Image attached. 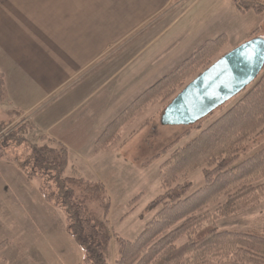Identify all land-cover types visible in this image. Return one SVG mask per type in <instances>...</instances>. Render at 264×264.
I'll use <instances>...</instances> for the list:
<instances>
[{
	"label": "crops",
	"instance_id": "obj_1",
	"mask_svg": "<svg viewBox=\"0 0 264 264\" xmlns=\"http://www.w3.org/2000/svg\"><path fill=\"white\" fill-rule=\"evenodd\" d=\"M239 1L0 0V73L7 89L0 106L37 142L66 147L70 171L117 184L128 178V164L122 170L116 153L98 151V138L206 41L246 31ZM0 203L11 205L18 219L31 216L32 246L61 243V264H83L59 209L6 159L0 160ZM12 248L11 242L4 252L9 264L24 261L9 255Z\"/></svg>",
	"mask_w": 264,
	"mask_h": 264
},
{
	"label": "trees",
	"instance_id": "obj_2",
	"mask_svg": "<svg viewBox=\"0 0 264 264\" xmlns=\"http://www.w3.org/2000/svg\"><path fill=\"white\" fill-rule=\"evenodd\" d=\"M237 9L242 14L254 11L264 19V0H240ZM263 35L264 24L251 32L249 40L264 38ZM227 43L226 34L206 41L175 70L140 94L100 135L97 150L116 145L123 126L149 104L158 101L165 109L190 81L219 60ZM6 98L4 76L0 73V104ZM231 101L232 106L205 127L198 124L211 115L196 124V134L162 163L159 179L164 193L151 205L159 210L135 240L119 238L115 264H217L228 260L264 264L263 233L230 232L217 226L219 219L264 200V70ZM8 126L0 124V132ZM9 139L10 134L0 137V160L9 157ZM14 141L19 147L26 138ZM26 152L21 154L25 158L21 169L29 178L42 180L39 191L44 200L64 213L67 230L82 249L83 264H110L114 233L107 218L111 202L105 184L70 171L69 151L64 146L35 145L31 155ZM199 169L203 170L204 184L193 191L188 178ZM223 197L227 199L221 203ZM92 203L106 207L105 219L91 210ZM213 204L217 208L210 212ZM185 237L188 240L178 246L177 242ZM9 245L8 241L0 243V264H8L1 253Z\"/></svg>",
	"mask_w": 264,
	"mask_h": 264
},
{
	"label": "rangeland",
	"instance_id": "obj_3",
	"mask_svg": "<svg viewBox=\"0 0 264 264\" xmlns=\"http://www.w3.org/2000/svg\"><path fill=\"white\" fill-rule=\"evenodd\" d=\"M243 14L247 15L243 21L247 28L246 31L238 35L232 33L231 37H228L227 45L220 51L218 58H222L227 53H230L240 45L248 42L251 32L264 24L263 17L254 11ZM191 82L192 81H190L189 84ZM188 85H186L182 91ZM233 102L234 101L228 102L229 104L224 108L218 109L210 118L198 125L202 126V128L205 127L209 122L218 118L225 112L228 107L232 106ZM165 109H163V104L158 101L149 104L145 110L123 126L119 133L118 142L109 149L112 153H116L119 156V161L121 165H123V167L121 166L122 170L125 169V164H128L127 179L120 180L117 184L109 182L104 185L107 191V197L111 202L107 217L108 223L111 231L114 233L109 251L110 264H115L118 258L119 238H125L131 241L135 240L158 212L159 208H151V205L164 193L159 179L162 163H164L178 147L184 146L186 142L190 140V135L194 136L196 134L195 128H197L196 126L198 125L192 127L163 126L161 124V116ZM19 122L20 121H17L15 118H12L10 114L6 113L0 106V124L9 125L8 128L0 132V137L11 135V139L7 140L9 157H7L8 159L6 160L12 161L20 167V163L25 161V158L22 157L21 154L28 150L26 155H31L33 147L35 145L41 146L42 142H37L38 140L34 138L29 131L24 129L25 125L19 124ZM147 122H149L148 126H144ZM21 138H26V141H22L18 147L14 140ZM17 153H19V155H17ZM129 169H132V173H129ZM21 170L23 171V169ZM31 179L35 186L38 188L41 186L42 180L40 178L34 177ZM183 181L184 180L181 179V182ZM188 181L193 183V191L202 188L204 184L203 170L199 169L194 172L190 175ZM127 196L129 197L127 198ZM226 199V197H223L220 202L224 203ZM89 207L101 218L105 219L106 207L104 205L92 203ZM216 208L217 205L213 204L209 207V211L214 212ZM11 209V205L7 203L2 205L0 203V243L2 241H8L10 244L11 242L13 243V248L8 252L9 255L11 254L14 258L16 256L24 260H15V263L61 264L62 259L65 260L63 250L65 252L66 246L61 243L56 244L53 242H46L44 246H41L37 241H35L32 246L30 229L34 226L33 219L28 214H21V219H18L16 217L17 215L11 212ZM59 211L65 220L64 213L61 210ZM40 217H44L45 219L46 216L43 213L42 215L40 214ZM30 224L31 227L27 228ZM217 226L219 230L230 232H258L264 234V200L234 215L219 219ZM67 232L70 238L73 239L70 232L68 230ZM187 240L186 237L182 238L177 242V245L180 246ZM6 250L7 249L1 253V257L7 260L4 255ZM53 250L54 255L52 254ZM73 261H70L68 264H74ZM217 264L241 263L228 260Z\"/></svg>",
	"mask_w": 264,
	"mask_h": 264
},
{
	"label": "water",
	"instance_id": "obj_4",
	"mask_svg": "<svg viewBox=\"0 0 264 264\" xmlns=\"http://www.w3.org/2000/svg\"><path fill=\"white\" fill-rule=\"evenodd\" d=\"M263 70L264 39L258 37L227 53L193 80L164 110L161 124H198L244 92Z\"/></svg>",
	"mask_w": 264,
	"mask_h": 264
},
{
	"label": "built area",
	"instance_id": "obj_5",
	"mask_svg": "<svg viewBox=\"0 0 264 264\" xmlns=\"http://www.w3.org/2000/svg\"><path fill=\"white\" fill-rule=\"evenodd\" d=\"M2 135H4V134H2Z\"/></svg>",
	"mask_w": 264,
	"mask_h": 264
}]
</instances>
